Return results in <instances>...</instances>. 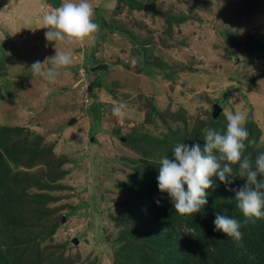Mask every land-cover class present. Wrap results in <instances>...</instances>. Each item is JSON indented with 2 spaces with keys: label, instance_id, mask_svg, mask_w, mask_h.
<instances>
[{
  "label": "rangeland",
  "instance_id": "374dc122",
  "mask_svg": "<svg viewBox=\"0 0 264 264\" xmlns=\"http://www.w3.org/2000/svg\"><path fill=\"white\" fill-rule=\"evenodd\" d=\"M137 1L154 4L160 15L131 10L124 0H90L100 32L94 43L67 44L48 42L42 28L43 16L62 0H0V130L19 128L16 137L27 147H50L54 167L68 174L55 181L48 166H33L26 154L22 165L4 156L0 167L9 176L2 181L16 183L25 202L52 196L47 207L61 225L42 248L59 246L75 264H111L121 246L114 218L124 210V194L117 184L140 159L114 135L116 125L122 134L182 141L197 118L244 111L264 137V59L247 50L252 36L264 45V0ZM166 16L183 22L169 25ZM55 49L70 51L73 63L54 81L33 75L32 63L47 67ZM120 101L122 119L112 111ZM150 106L163 121L148 117ZM92 131L102 145L97 166L85 156Z\"/></svg>",
  "mask_w": 264,
  "mask_h": 264
},
{
  "label": "trees",
  "instance_id": "16d2710c",
  "mask_svg": "<svg viewBox=\"0 0 264 264\" xmlns=\"http://www.w3.org/2000/svg\"><path fill=\"white\" fill-rule=\"evenodd\" d=\"M124 2L131 10H141L143 7L137 0ZM173 21L183 22V19L177 20L166 16L169 25ZM250 38L253 40V49L248 48V54L256 59H264L262 41L255 36ZM142 68L146 75L152 74L145 62ZM155 108L150 106L148 117H159L163 121L164 116ZM100 109L102 110V106ZM207 115V118L196 119L182 141L178 138L159 139L147 134L136 135L134 130L122 134L123 130L115 126L114 135H118L119 142L137 154L140 161L131 167L126 179L117 184L118 189L124 194L122 203L124 210L114 218L116 225L121 228L116 240L121 246L113 253L111 264H264V218H253L255 222L249 220L245 223V218L236 207L235 192L231 190L243 185L244 179L236 177L231 184H224L214 178V188L206 190L208 203L200 212L193 215L177 214L167 193L158 191L159 162L165 156L172 158L176 144L200 143L203 146L205 128H214L221 132L226 130L227 120L224 114L216 117L211 113ZM99 118L100 115L95 121ZM246 127L250 133L249 139H256L259 143L261 132L255 123L248 121ZM17 134L19 128H1L0 166L6 163L4 156L13 161L20 160L18 163L20 165L33 160L35 163L42 162L41 166H48L50 178L55 181L65 177L67 172H59L54 167L56 163L52 162L50 147V151L43 150L38 148L37 142L27 147L18 140ZM89 137L85 156L88 163L93 162L97 166L101 160L99 152L102 145L95 142L93 131L89 133ZM261 151H264V145L260 147L250 145L247 148V152H250L253 158ZM25 154L28 160L22 162L19 156ZM84 163L82 162V166H87ZM36 165L37 163L33 166ZM83 171H87L86 167ZM95 172L99 175L98 167L95 168ZM98 175L95 180L98 179ZM3 176H9V172H3L0 167V264H75L62 252H58L59 246L48 242L49 244L42 248L43 243L52 241L61 225L55 212L47 207L52 201V196L33 194L25 202V196L16 192V183L10 187L4 185ZM157 200L160 201L159 205L156 203ZM217 213L241 222L242 241L237 243L214 230L213 221Z\"/></svg>",
  "mask_w": 264,
  "mask_h": 264
},
{
  "label": "clouds",
  "instance_id": "9594fccd",
  "mask_svg": "<svg viewBox=\"0 0 264 264\" xmlns=\"http://www.w3.org/2000/svg\"><path fill=\"white\" fill-rule=\"evenodd\" d=\"M43 27L47 29L48 42L77 43L86 38L94 43L101 26L94 20V8L90 0H62L59 7L43 16ZM52 63L34 61L30 66L33 75L54 81L60 68L73 63L70 51L55 49V55L47 59ZM136 58L131 64L135 67ZM126 104L123 101L112 109L118 118H124ZM227 124L223 132L214 128L203 130V146L200 143H178L172 151V158L162 157L159 162L157 187L167 193L175 212L181 216L193 215L208 203V192L215 186L214 178L224 184H231L236 177L245 183L235 192L236 207L245 223L264 218V151L253 158L247 152L248 146L264 145V137L257 142L249 139L246 127L248 115L244 111H227ZM156 203L159 205L160 201ZM255 218V219H253ZM214 230L239 243L243 239L240 221L227 215L215 214ZM167 230V229H165ZM164 230V231H165Z\"/></svg>",
  "mask_w": 264,
  "mask_h": 264
},
{
  "label": "water",
  "instance_id": "95a60500",
  "mask_svg": "<svg viewBox=\"0 0 264 264\" xmlns=\"http://www.w3.org/2000/svg\"><path fill=\"white\" fill-rule=\"evenodd\" d=\"M142 9L144 12H152L154 15H160V13L156 11L154 4L144 5ZM215 115H217V113L214 112L213 117H215ZM73 122L74 120H72L70 124H72Z\"/></svg>",
  "mask_w": 264,
  "mask_h": 264
},
{
  "label": "crops",
  "instance_id": "0c3cea01",
  "mask_svg": "<svg viewBox=\"0 0 264 264\" xmlns=\"http://www.w3.org/2000/svg\"><path fill=\"white\" fill-rule=\"evenodd\" d=\"M58 2V1H57Z\"/></svg>",
  "mask_w": 264,
  "mask_h": 264
}]
</instances>
